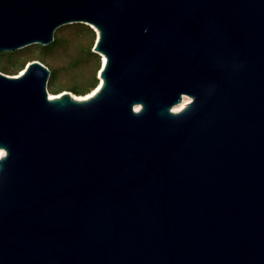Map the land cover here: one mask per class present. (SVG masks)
<instances>
[{
  "label": "water",
  "instance_id": "1",
  "mask_svg": "<svg viewBox=\"0 0 264 264\" xmlns=\"http://www.w3.org/2000/svg\"><path fill=\"white\" fill-rule=\"evenodd\" d=\"M72 22L91 96L0 70V264H264V0H0V51Z\"/></svg>",
  "mask_w": 264,
  "mask_h": 264
},
{
  "label": "trees",
  "instance_id": "2",
  "mask_svg": "<svg viewBox=\"0 0 264 264\" xmlns=\"http://www.w3.org/2000/svg\"><path fill=\"white\" fill-rule=\"evenodd\" d=\"M65 30L74 31L78 34L91 33L93 37L97 36L96 30L88 23L72 22L63 24L56 29L54 40L49 44H36L38 46L36 51H29L28 48L0 51V67L2 71L7 73H16L20 69H22L28 61L34 58H41L42 61L45 62L51 69V74L48 82L49 90H51L52 92L61 91V86L57 80L58 70L56 67L50 65L47 57L69 42L70 38L65 35ZM94 54L97 56V64L93 67H90L89 70L84 69L86 63H84L78 57L72 58L66 64L68 68H71L73 70H83L81 80H79L77 84L72 86L71 88L76 93H88L89 91L94 89L100 82L98 73L101 68L102 62L100 60V54L98 52H94Z\"/></svg>",
  "mask_w": 264,
  "mask_h": 264
},
{
  "label": "rangeland",
  "instance_id": "3",
  "mask_svg": "<svg viewBox=\"0 0 264 264\" xmlns=\"http://www.w3.org/2000/svg\"><path fill=\"white\" fill-rule=\"evenodd\" d=\"M64 33L68 38H70L69 42L66 45L57 49L52 54H50L47 57V59L50 62V65L53 67H56L58 70L57 80L61 86V91H59L58 93H62L64 91H70L73 95H81L73 91L71 88L72 86L76 85L79 80H81L83 70H80V69L73 70L71 68H68L66 64L72 58L78 57L84 63H86V66L84 67V69L89 70L90 67L95 66L97 64V60H96L97 56L94 54V52L99 53V51L95 48L97 36L93 37L91 33H79L78 34L74 31H69V30H65ZM96 35H97V31H96ZM36 44H41V43H32L22 48L23 49L28 48L29 51H32V50L36 51L38 48ZM22 48H19V49H22ZM99 54H100V60H101L102 54L101 53ZM38 59L42 60L41 58H38ZM28 63L29 61L18 72L10 73V74L21 73L25 69V67L28 65ZM0 70L2 71L1 67H0ZM48 89H49V86H48ZM49 91L51 93H55V92H52L51 90ZM191 100H192V96H191L190 101ZM187 104L188 102L186 103V105Z\"/></svg>",
  "mask_w": 264,
  "mask_h": 264
},
{
  "label": "bare ground",
  "instance_id": "4",
  "mask_svg": "<svg viewBox=\"0 0 264 264\" xmlns=\"http://www.w3.org/2000/svg\"><path fill=\"white\" fill-rule=\"evenodd\" d=\"M97 36H98V32H97ZM105 62L106 61V56L105 55H102V58H101V62ZM23 72V71H22ZM96 90V87L94 89H92L91 91H89L88 93H84V94H81V95H76L78 98H86V97H89L91 96V94H93ZM60 93H51L50 96L51 97H54L56 95H59ZM191 99V96L189 94H184L183 96V99L182 101H180L179 103L175 104L173 106V110L175 111H178V110H181L185 107L186 103L189 102ZM5 154V149L1 148L0 149V157L3 156Z\"/></svg>",
  "mask_w": 264,
  "mask_h": 264
}]
</instances>
